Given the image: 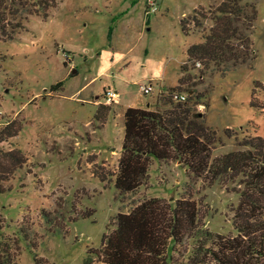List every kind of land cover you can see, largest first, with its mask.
I'll return each mask as SVG.
<instances>
[{
  "label": "rangeland",
  "instance_id": "1",
  "mask_svg": "<svg viewBox=\"0 0 264 264\" xmlns=\"http://www.w3.org/2000/svg\"><path fill=\"white\" fill-rule=\"evenodd\" d=\"M145 1L0 0V175L9 172L0 179L1 264H80L113 229L117 212L151 196L193 199L202 231L235 233L238 177L209 182L177 159L151 157L135 189L119 192L112 179L123 109L162 110L167 105L157 97L169 87L191 101L198 96L202 107L195 108L215 133L210 159L245 149L238 140L246 135L264 138V109L249 103L251 96L264 105V0H247L256 10L249 33L252 65L224 71L211 62L192 63L185 53L199 38L190 17L202 9L207 27L209 10L220 0H154V11ZM57 81L60 86L50 89ZM140 84L150 90L142 92ZM107 87L117 91V102L104 103L101 122L93 115ZM3 128L14 133L4 135ZM9 150L21 155L19 166L16 158H2ZM198 233L176 246L177 263L207 237ZM91 256L89 264H107Z\"/></svg>",
  "mask_w": 264,
  "mask_h": 264
},
{
  "label": "trees",
  "instance_id": "2",
  "mask_svg": "<svg viewBox=\"0 0 264 264\" xmlns=\"http://www.w3.org/2000/svg\"><path fill=\"white\" fill-rule=\"evenodd\" d=\"M255 14L252 2L220 0L209 10L212 22L205 27L203 19L207 15L202 9L195 10L190 21L199 38L187 44L186 60L192 63L197 60L205 67L211 62L220 71L244 62L252 65L255 55L249 33ZM179 24L187 34L185 18ZM180 67L185 70V62ZM182 80L180 76L178 81ZM60 83L57 81L50 89L59 87ZM174 93H180L176 87L160 92L159 104L167 105L162 110L136 106L123 109V134L112 184L119 192L135 189L143 180L151 157L177 159L189 173L209 182L233 181L238 177L241 188L232 214L235 233L202 231L193 199L170 202L151 196L126 212H117L113 229L102 234L99 247L88 249L80 264L90 263L91 252L107 264H179L173 255L176 246L186 234H200L199 231L207 237L198 240L186 262L181 264H264V138L246 135L238 140L239 145L247 146L245 149L230 150L210 159V142L215 140V133L205 126L202 112L195 108L198 96L191 101L190 96L180 99ZM249 103L264 109L251 96ZM104 107L108 104L99 102L93 115L101 122ZM3 129L4 135L14 133ZM230 131L225 128L224 133L230 136ZM1 153L2 158L11 156L12 162L16 158L15 167L19 166L21 155L11 150ZM1 164V168H6L4 162ZM8 173H2L0 179L7 178ZM93 174L100 181L106 179L95 170Z\"/></svg>",
  "mask_w": 264,
  "mask_h": 264
},
{
  "label": "built area",
  "instance_id": "3",
  "mask_svg": "<svg viewBox=\"0 0 264 264\" xmlns=\"http://www.w3.org/2000/svg\"><path fill=\"white\" fill-rule=\"evenodd\" d=\"M146 10L147 11H154L156 10V3L154 0H146ZM139 89L146 93L150 90V85H144L140 84ZM173 96H178L180 99H184V95L182 93H179L178 95L176 93L173 94ZM99 102L102 103H109V102H117V91L113 90L109 87L103 89V92L101 94V100L99 99ZM197 107H202V104H197Z\"/></svg>",
  "mask_w": 264,
  "mask_h": 264
}]
</instances>
